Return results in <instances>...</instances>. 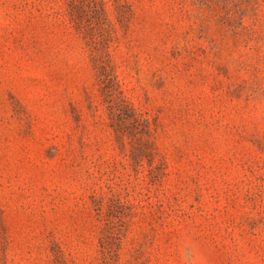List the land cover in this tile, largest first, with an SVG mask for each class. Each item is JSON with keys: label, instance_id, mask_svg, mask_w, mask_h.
<instances>
[{"label": "rangeland", "instance_id": "1", "mask_svg": "<svg viewBox=\"0 0 264 264\" xmlns=\"http://www.w3.org/2000/svg\"><path fill=\"white\" fill-rule=\"evenodd\" d=\"M0 264H264V0H0Z\"/></svg>", "mask_w": 264, "mask_h": 264}]
</instances>
